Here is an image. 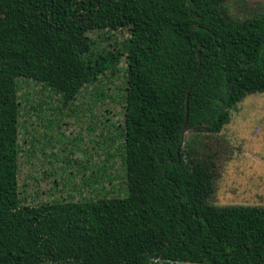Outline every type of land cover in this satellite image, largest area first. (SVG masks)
Listing matches in <instances>:
<instances>
[{
    "label": "trees",
    "instance_id": "1",
    "mask_svg": "<svg viewBox=\"0 0 264 264\" xmlns=\"http://www.w3.org/2000/svg\"><path fill=\"white\" fill-rule=\"evenodd\" d=\"M11 1L0 0V264H264V206L209 203L213 165L183 145L185 133H217L238 101L264 92V2L237 15L228 0H126L125 195L25 205L14 183ZM85 18L70 24L76 33ZM38 19L42 31L68 27ZM88 45L74 53L84 82L121 55Z\"/></svg>",
    "mask_w": 264,
    "mask_h": 264
},
{
    "label": "rangeland",
    "instance_id": "2",
    "mask_svg": "<svg viewBox=\"0 0 264 264\" xmlns=\"http://www.w3.org/2000/svg\"><path fill=\"white\" fill-rule=\"evenodd\" d=\"M75 1L51 9L24 0L10 4L11 30L19 48L12 58L14 183L19 204L125 195L128 4L126 0ZM260 2L264 0H228L227 4L231 13L245 15ZM21 9H25L22 14ZM84 10L87 26L76 33L71 25ZM38 18L56 24L67 20L68 27H61L60 33L42 31ZM83 43L94 53L117 49L121 55L111 69L97 72L91 67V79L84 82L85 70L74 55ZM183 145L213 165L209 203L264 206V92L238 101L217 133H185Z\"/></svg>",
    "mask_w": 264,
    "mask_h": 264
},
{
    "label": "water",
    "instance_id": "3",
    "mask_svg": "<svg viewBox=\"0 0 264 264\" xmlns=\"http://www.w3.org/2000/svg\"><path fill=\"white\" fill-rule=\"evenodd\" d=\"M196 58H197V65H196V68H195V70H194V73H193V75H192V77H191V79H190V81H189V83H188V85H187L186 92H187V90L189 89V87H190V85H191V83H192V81H193V79H194V76H195V74H196V71H197V69H198V67H199V61H198V56H197V55H196ZM186 95H187V94L185 93V96H184L185 102H186ZM185 118H186V105H185V107H184V118H183V122H182V124H181L180 132H179V141H181L182 134H183V131H184V127H185Z\"/></svg>",
    "mask_w": 264,
    "mask_h": 264
}]
</instances>
